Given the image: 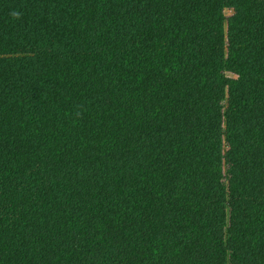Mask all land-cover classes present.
I'll return each mask as SVG.
<instances>
[{"label":"trees","instance_id":"obj_1","mask_svg":"<svg viewBox=\"0 0 264 264\" xmlns=\"http://www.w3.org/2000/svg\"><path fill=\"white\" fill-rule=\"evenodd\" d=\"M0 264H264V0H0Z\"/></svg>","mask_w":264,"mask_h":264},{"label":"clouds","instance_id":"obj_2","mask_svg":"<svg viewBox=\"0 0 264 264\" xmlns=\"http://www.w3.org/2000/svg\"><path fill=\"white\" fill-rule=\"evenodd\" d=\"M11 15L14 17V18H19L20 17V13L19 12H13L11 13Z\"/></svg>","mask_w":264,"mask_h":264},{"label":"rangeland","instance_id":"obj_3","mask_svg":"<svg viewBox=\"0 0 264 264\" xmlns=\"http://www.w3.org/2000/svg\"><path fill=\"white\" fill-rule=\"evenodd\" d=\"M226 13H227V14H230V13H232V10H231V9H227V10H226Z\"/></svg>","mask_w":264,"mask_h":264}]
</instances>
